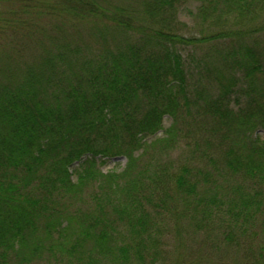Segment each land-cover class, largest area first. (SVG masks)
Listing matches in <instances>:
<instances>
[{
	"label": "trees",
	"instance_id": "1",
	"mask_svg": "<svg viewBox=\"0 0 264 264\" xmlns=\"http://www.w3.org/2000/svg\"><path fill=\"white\" fill-rule=\"evenodd\" d=\"M19 1L26 17L0 7V264H32L43 252L95 264H129L133 253L142 262L158 241L150 206L159 205L157 213L181 211L183 221L217 216L226 242L239 246L250 220L264 216V139L256 136L264 129V50L247 43L264 35V0ZM191 1L198 38L180 20ZM225 39L245 44L216 50L213 67L205 64L212 87L192 104L201 98L217 123L203 153L222 155V179L240 177L250 189L233 199L208 170L201 182L187 167L152 175L139 167L150 147L174 144L190 111L194 74L183 50ZM166 117L167 136L156 138ZM118 156L127 157L125 170L102 173L99 161ZM85 197L94 209L82 217L55 207ZM261 224L252 264H264Z\"/></svg>",
	"mask_w": 264,
	"mask_h": 264
},
{
	"label": "rangeland",
	"instance_id": "2",
	"mask_svg": "<svg viewBox=\"0 0 264 264\" xmlns=\"http://www.w3.org/2000/svg\"><path fill=\"white\" fill-rule=\"evenodd\" d=\"M196 3L187 2L183 4V9L181 11L180 20L185 24L184 33L189 38H198L200 36V20L195 18L196 13ZM1 9L6 10V12L12 13L15 16L14 10L18 9L22 13L26 10V7L19 0H3L0 4ZM25 13H23L24 15ZM27 15H24L26 17ZM264 20V13L261 21ZM261 21L253 22L249 27H254L255 24H260ZM246 26V25H245ZM244 26V27H245ZM229 28L235 31L239 30L241 27H236L229 24ZM254 38L251 42H247L249 45L254 46L260 51V48L264 50V35L254 34ZM248 41V40H247ZM240 44H245V42H238L233 39H225L221 43L208 42L204 43L202 46L191 47L187 50H183L184 59H186L187 65L191 67L194 76L190 80L191 91L190 97L192 102L189 107V113H185V122L183 119L179 124L178 132L174 137V144L169 147L154 146L150 147L146 152H144V161L139 165L140 170L143 168H148L150 175L152 174H167L176 171H183L184 168L190 169L193 173L200 172L199 178L203 182V173L208 170L212 173V177L220 180V185L225 187V193L227 197L233 199L236 195L242 193L247 194L250 192L249 188H246L240 177L227 175L222 179V173L220 170L224 169L225 165L222 160V155L219 153H208V156L203 153L204 147L202 142L206 139L218 134L214 133V129L217 128L216 120L210 115V111L207 109H202L203 102L200 98L199 106L194 107L193 102H196L197 98L201 94L205 93L207 89H210L213 84L212 74L206 71V63H211L213 67L212 60L216 55V50L221 49L224 52L229 50H234ZM218 54V52H217ZM204 61V69L200 70L198 65ZM216 63V62H215ZM199 69V72L196 70ZM173 120L170 117H166L164 120V131L160 132L156 138L166 137V132L168 128L171 127ZM258 138L264 139V129H259L256 133ZM156 138H150L152 141ZM226 150V149H224ZM222 153V151L220 152ZM214 160V161H212ZM99 169L102 173L107 174L111 172L121 173L125 170L127 165L126 156H118L114 158L103 159L99 161ZM104 162V163H102ZM75 168V165H73ZM217 171V174L214 171ZM139 170V171H140ZM135 171H138L137 167ZM221 173V174H220ZM220 174V175H219ZM164 176V175H163ZM225 182L223 184L221 182ZM88 192L86 191V195ZM85 203H78L75 201H58L55 207L65 213H76L82 212L80 216H84L85 211H91L94 209V203L85 197ZM158 201L153 198V204ZM182 201L177 200L176 207L181 205ZM152 205V204H151ZM183 205H181L182 207ZM160 205L155 208L150 206L152 217L156 223L155 227L151 230L153 236H157V244L147 246V248L142 251L144 261L140 262L133 253L130 254L132 261L129 264H252L256 258V250H259L262 242V224L264 216H258L254 220H250L251 223L255 222L250 228L249 234L246 236H241L242 232L235 233V237L242 238L239 246L234 244H229L226 241L227 235L226 226L216 217H208L204 220L203 216L198 214L197 222L194 220L190 222L187 218H184L183 213L179 211L175 213L173 210H162L157 213ZM90 209V210H89ZM261 214L264 215V207ZM157 213V214H156ZM177 218V220H176ZM203 220V223L201 222ZM200 222V224H199ZM116 229L121 230L122 233H118L117 236L121 239L125 231L121 226L117 225ZM260 234V236H259ZM253 249V250H252ZM252 250V251H251ZM155 253L158 254V258H155ZM103 260L104 257H99ZM88 260V259H87ZM77 262V258L69 259L62 258L61 255L55 257L54 255L43 252L40 253L32 262V264H86ZM95 262L88 260V264ZM10 264V263H9ZM20 264V263H15ZM30 264V263H29ZM106 264H112L106 261Z\"/></svg>",
	"mask_w": 264,
	"mask_h": 264
}]
</instances>
